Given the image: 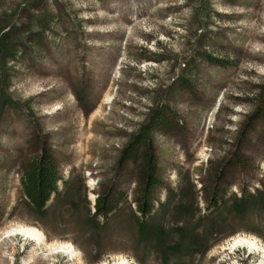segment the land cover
Masks as SVG:
<instances>
[{"label":"rangeland","instance_id":"374dc122","mask_svg":"<svg viewBox=\"0 0 264 264\" xmlns=\"http://www.w3.org/2000/svg\"><path fill=\"white\" fill-rule=\"evenodd\" d=\"M146 124L144 217V146L119 160ZM43 148L62 180L39 211L22 172ZM19 223L77 253L4 234ZM238 234L264 244V0H0V264L264 260Z\"/></svg>","mask_w":264,"mask_h":264},{"label":"trees","instance_id":"16d2710c","mask_svg":"<svg viewBox=\"0 0 264 264\" xmlns=\"http://www.w3.org/2000/svg\"><path fill=\"white\" fill-rule=\"evenodd\" d=\"M212 62L222 63L215 57H211ZM59 106V105H58ZM61 108V107H60ZM59 108V109H60ZM56 112V111H53ZM160 113V115H159ZM154 122L158 126H167L169 118L166 114L158 111L155 114L157 116ZM168 127V126H167ZM151 124L144 126V132L131 143L128 148L122 151L119 162L121 164L133 159L136 161L139 159L140 148L144 146L143 152V164L141 165V172L143 174V182L145 183V189L143 191V198H139L141 201L140 212L145 217L151 212V202L147 196L148 192L153 185H160V181L155 177V157H154V145L149 138V130H151ZM62 180L58 164L47 149H42L41 154L32 159L27 165L23 167L22 172V186L24 192L30 202L39 211H43L54 193L59 191V182ZM109 196H98L95 204V214L107 218L110 213L116 208L112 202H109ZM143 223V222H142Z\"/></svg>","mask_w":264,"mask_h":264},{"label":"bare ground","instance_id":"6f19581e","mask_svg":"<svg viewBox=\"0 0 264 264\" xmlns=\"http://www.w3.org/2000/svg\"><path fill=\"white\" fill-rule=\"evenodd\" d=\"M94 184H95V180L90 179L89 185L92 186ZM90 197L91 199H93L94 194L91 193ZM4 234H7L8 236L21 235L26 239H31L32 241H35L41 245H45L47 246V248L51 250L54 249L56 250L55 252L57 253H64L72 256H74L77 253L76 246L72 242L69 241L50 242L47 239L46 233L35 225L19 223L17 225L8 227L4 231ZM229 245H231V248L233 249L239 246L247 247L252 252L255 251L261 253L262 254L261 256L264 258V244L260 243L256 236L238 234L237 236L233 237L230 240ZM116 260L117 261L115 262V264H130V262H128V260L124 256H119ZM104 264H110V263L105 262ZM257 264H264V260L258 262Z\"/></svg>","mask_w":264,"mask_h":264}]
</instances>
